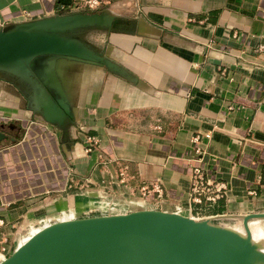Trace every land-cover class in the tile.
I'll list each match as a JSON object with an SVG mask.
<instances>
[{
	"label": "crops",
	"instance_id": "1",
	"mask_svg": "<svg viewBox=\"0 0 264 264\" xmlns=\"http://www.w3.org/2000/svg\"><path fill=\"white\" fill-rule=\"evenodd\" d=\"M79 3L0 0V25L22 20V10L38 17L83 10ZM121 3L124 28L102 29L97 49L121 70L70 62L72 119L62 127L22 113L17 88L0 79V121L28 123L19 140L8 129L14 140L0 145V233L9 244L74 211L83 194L123 202L156 181L161 202L150 197L147 209L185 206L194 135L207 174L228 191L182 215L239 229L241 216L264 212V0Z\"/></svg>",
	"mask_w": 264,
	"mask_h": 264
},
{
	"label": "water",
	"instance_id": "2",
	"mask_svg": "<svg viewBox=\"0 0 264 264\" xmlns=\"http://www.w3.org/2000/svg\"><path fill=\"white\" fill-rule=\"evenodd\" d=\"M122 18L107 8L76 10L0 25V79L30 89L27 110L62 127L72 119L70 92L56 66L79 61L119 72L101 51L74 32L86 27L122 29ZM5 128L0 123V142ZM11 140H14L11 138ZM264 212L244 214L241 230L159 209L74 217L41 226L15 246L0 264H264V240L248 224Z\"/></svg>",
	"mask_w": 264,
	"mask_h": 264
},
{
	"label": "built area",
	"instance_id": "3",
	"mask_svg": "<svg viewBox=\"0 0 264 264\" xmlns=\"http://www.w3.org/2000/svg\"><path fill=\"white\" fill-rule=\"evenodd\" d=\"M107 0H79V4L86 9H98V7ZM22 20H27L33 18L34 13L30 10H22L20 13ZM9 120V119H8ZM6 123V122H5ZM204 137H208V134H204ZM95 140L93 138H89L88 144H95ZM190 143L192 146V150L194 153V157L190 160L191 165L189 167L188 173V188L184 196L185 206H182L180 202L175 203L172 207L171 212L182 214L184 210H190L191 204H202V203H213L220 198H224L227 194L228 187L225 182L214 180L209 174H207L206 170L203 167V155L204 150L200 145V138L197 135H194L190 138ZM90 148V147H89ZM123 169V168H122ZM121 170V169H120ZM122 175V171L119 172ZM261 179H264V168L262 169ZM139 199L129 198L130 200L126 202H113L110 200H105L100 198L101 201H106L107 207L100 208L98 206H93L88 210H85L83 213L85 216H94V215H105V214H118L129 212L132 209H147L146 199L150 197H155L157 203L161 202V187L159 182H149L143 183L139 186ZM155 194V195H153ZM247 194L254 195L253 190H247ZM126 203L128 205H126ZM133 207V208H132ZM189 217L199 219L198 217H194L192 215H188ZM70 211H63L60 214L55 215L54 217H46L43 221H41V226L51 223L56 220H61L65 218H74ZM0 220V225H1ZM38 227V228H40ZM30 229L28 231L27 236H29L36 229ZM26 236V237H27ZM19 244V240H16L14 244H9L6 241V238L3 234L0 233V261L13 250L15 246Z\"/></svg>",
	"mask_w": 264,
	"mask_h": 264
},
{
	"label": "rangeland",
	"instance_id": "4",
	"mask_svg": "<svg viewBox=\"0 0 264 264\" xmlns=\"http://www.w3.org/2000/svg\"><path fill=\"white\" fill-rule=\"evenodd\" d=\"M108 2V4H102L98 7L97 10H100L102 8H107L108 10H110L112 13L118 15V16H123V8L125 7L124 5H122L121 2H123V0H107L106 3ZM83 10H89L86 9L85 7H83ZM75 36L80 38L81 40H83L86 44L90 45L91 47H93L94 49H99V44L101 43V39H102V28L99 27H86V28H81L78 29L77 31L74 32ZM11 85V84H10ZM14 87V86H13ZM15 88V87H14ZM16 89V88H15ZM17 91H18V97H19V105H20V109L22 110V113L26 112V110L23 107L26 106H32L28 104V102L26 101L25 97H28V95L30 94V89L27 86H24V83L20 82L17 85ZM25 96V97H24ZM26 114V113H25ZM0 122H6L5 124H15L16 126H18L17 132L15 134V138L16 139H20L22 136V133L25 131L26 126H28V123L25 119H21V117H17L15 116V118L12 119H4ZM13 141V140H12ZM12 141L5 139L2 140L0 142V145H4L7 146L9 143H11ZM29 143V142H28ZM5 176H7V174H5ZM84 195V194H83ZM80 195V197L83 199L84 197H86V199L82 200H78V205H76V208L74 211L71 212V214L73 216H76L81 209L83 208H87L88 206H98L100 208H105L107 207L106 201H101V200H97V199H93V198H89L87 196H83ZM83 196V197H82ZM127 202V200H126ZM126 205H128L126 203ZM240 229V228H239ZM251 229L253 231V236L254 239L256 240H264V220L263 221H253L251 223Z\"/></svg>",
	"mask_w": 264,
	"mask_h": 264
},
{
	"label": "bare ground",
	"instance_id": "5",
	"mask_svg": "<svg viewBox=\"0 0 264 264\" xmlns=\"http://www.w3.org/2000/svg\"><path fill=\"white\" fill-rule=\"evenodd\" d=\"M70 62H79V61H66V60H64V61H61V62H57L58 63V65H57V68H58V71L60 72V73H62L61 74V76L63 77L64 76V78L67 76V65H70L71 63ZM64 80V79H63ZM130 199H127V202L129 201ZM133 208V207H132ZM253 221H251L249 224H248V226H249V229H250V233H251V236H252V238H254V234H253V231H252V229H251V223H252ZM237 230H241V228L240 229H237ZM25 238H26V236H23V237H20V238H18L17 240H19V244L23 241V240H25ZM262 248L264 249V245L262 246Z\"/></svg>",
	"mask_w": 264,
	"mask_h": 264
},
{
	"label": "flooded vegetation",
	"instance_id": "6",
	"mask_svg": "<svg viewBox=\"0 0 264 264\" xmlns=\"http://www.w3.org/2000/svg\"><path fill=\"white\" fill-rule=\"evenodd\" d=\"M17 128H18V126H17ZM17 128H16V129H17ZM7 130H8L7 128H5V130H4V131H5L4 133L6 134V138H5V139L9 138V137L7 136V133H6ZM5 139H4V140H5Z\"/></svg>",
	"mask_w": 264,
	"mask_h": 264
},
{
	"label": "trees",
	"instance_id": "7",
	"mask_svg": "<svg viewBox=\"0 0 264 264\" xmlns=\"http://www.w3.org/2000/svg\"><path fill=\"white\" fill-rule=\"evenodd\" d=\"M22 135H23V133H22ZM22 137V136H21Z\"/></svg>",
	"mask_w": 264,
	"mask_h": 264
}]
</instances>
